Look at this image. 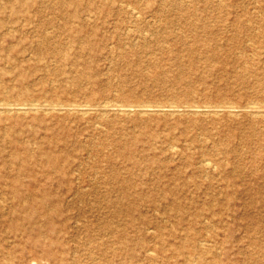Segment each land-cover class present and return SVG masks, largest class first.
Returning a JSON list of instances; mask_svg holds the SVG:
<instances>
[{
	"label": "rangeland",
	"instance_id": "obj_1",
	"mask_svg": "<svg viewBox=\"0 0 264 264\" xmlns=\"http://www.w3.org/2000/svg\"><path fill=\"white\" fill-rule=\"evenodd\" d=\"M262 39L264 0H0V103H263ZM244 115L0 111V264H264V123Z\"/></svg>",
	"mask_w": 264,
	"mask_h": 264
},
{
	"label": "bare ground",
	"instance_id": "obj_2",
	"mask_svg": "<svg viewBox=\"0 0 264 264\" xmlns=\"http://www.w3.org/2000/svg\"><path fill=\"white\" fill-rule=\"evenodd\" d=\"M71 2H73L75 5L79 6L82 3V0H64V3H71ZM19 5H21V3H19ZM189 15L193 16V18H189L190 22L188 21L191 24V27H193V29H195L197 31L199 28L204 29L205 27H207L208 23L207 24L201 23L200 19L197 17V15L195 13H190V14L187 13V17ZM70 16L76 20V18L79 17L77 9H76V11L71 12ZM182 17H186L185 14H183ZM240 24H242V23L240 22ZM78 26H83V25L81 23L78 24V23H76V21H74L72 23V25H70L68 28H66L75 39L78 38L79 31L81 30L80 28H78ZM234 27L237 30L236 32H238L242 29L243 24L242 25H239V24L234 25ZM249 31H252V26L249 27ZM195 36L198 40L200 39V37H199L200 35L198 33H195ZM254 40H258V39L254 38ZM262 41H264V40L262 39ZM260 45L262 47H264L263 44H260ZM87 47L89 48V46H83V48H87ZM245 64H247V63H245ZM242 74H245V73L243 72ZM4 101H6V100H4ZM112 101L113 100H111L110 102H112ZM107 102L106 103L105 102L104 103H98V104L88 103V102L84 103V104H71L72 103L71 102L70 104H65V103H59V102H54V101L49 102V103H46V101H44V102H40V101L37 102L36 101V102H30V103H11V101H10V103H8V102L7 103H0V111L2 112L5 110L9 113L10 112L19 113V112H27V111H36L37 112L40 109H44L47 113H50V112H54V111L60 112V111H65V110H67V111L68 110H76V111L83 113V114L94 112L98 115V117L102 118L103 120H111L108 118L109 112L111 110H117L119 112L126 113V114H129L131 112L133 113V111L134 112L137 111L140 114L175 113V112H179V111L180 112L181 111H187V112L197 113V112H204V111L207 112L208 111V112H211L212 114H215V115H220L222 113V111H228V114L231 116H236L240 113H244L245 114L244 116L246 117V119L248 121L253 122V123H257V124L264 123V102L263 103L254 102V100H253V102H249V104H246V105H234V104L228 105L227 104V105H209V106H207V104H206L205 107H202L200 105H188V106L185 105V106H183L184 107L183 109L180 108V106L171 105V103H170V105H143L142 103H140V104H142V105H140L138 103V106L134 105L135 107H132V106H129V104H121V103L120 104H109ZM118 141H119V143L114 144V145H116V149H117L116 151L117 152H120L122 154H127L128 156L130 155L129 158L133 157V155L136 154V150L132 146H130L128 144V142L122 140V138H121V140H118ZM63 144H65V142ZM98 146L103 147L104 143H100ZM171 147H172V151L179 148L174 143L171 144ZM218 147H220V146H218ZM260 147L261 146L257 145L255 147V149L260 150ZM188 148H191V146H189ZM224 148L228 150V148H226V147H224ZM21 151H23V152L21 153ZM29 151H30V148L28 146H21L18 149L16 148L14 150L13 154L15 157H20V155H22L23 153H28ZM19 159L21 160V168H22L24 166L25 162L27 161L28 157H27V155H25L24 157L19 158ZM49 162H50V165L53 167H56L58 164L57 160L54 158L53 159L51 158ZM203 166H205V167L210 166V162H207L205 159ZM216 167H217V165H216ZM21 168L20 167L18 168V173L15 176H13L11 179V181H12L11 184L13 186H15L17 188V190H18V187H19V189H21V186L26 185L24 183L23 179L21 178V175L19 174ZM25 172H26V174H28V176L34 177V175L32 174L33 172L27 171V170H25ZM29 185H31V186H30V189L28 192L23 190L22 194H19V195L16 194V196H18L19 198L24 199L26 201H27V199H31V196L36 197L38 195V192L36 191V189L38 188V185H36L34 183L29 184ZM125 195L128 196L129 193H126ZM46 237L48 238L51 245L58 243V239L56 237H54V236H46ZM166 246H167V244H166V241L164 240V242L162 243V247H166ZM50 253H52V252L46 251V252H44V256L49 257ZM61 258H63V257H61Z\"/></svg>",
	"mask_w": 264,
	"mask_h": 264
}]
</instances>
